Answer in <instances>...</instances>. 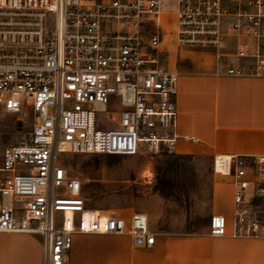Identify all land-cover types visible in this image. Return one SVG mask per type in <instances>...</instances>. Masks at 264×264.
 I'll use <instances>...</instances> for the list:
<instances>
[{
  "label": "built area",
  "instance_id": "built-area-1",
  "mask_svg": "<svg viewBox=\"0 0 264 264\" xmlns=\"http://www.w3.org/2000/svg\"><path fill=\"white\" fill-rule=\"evenodd\" d=\"M165 35L213 50L217 65L229 61L227 76L264 77V0H0V125L12 117L0 135V233L39 237L43 264H67L74 234L153 246L145 213L88 209L84 180L57 156H157L180 139L198 143L176 132L178 75L159 59ZM222 163L233 184L230 236L264 239V155ZM225 234V218L211 215L208 235Z\"/></svg>",
  "mask_w": 264,
  "mask_h": 264
},
{
  "label": "crops",
  "instance_id": "crops-1",
  "mask_svg": "<svg viewBox=\"0 0 264 264\" xmlns=\"http://www.w3.org/2000/svg\"><path fill=\"white\" fill-rule=\"evenodd\" d=\"M170 38L161 40L163 50ZM235 45V37L228 35L223 51L231 54ZM169 48L161 50L160 57L178 61L163 64L178 75L176 132L198 140L191 144L180 139L174 152L213 159L210 216L225 218L226 234L211 237L208 227L198 233H175L148 220L152 247H135L128 235L74 234L67 264H264V239L230 236L232 179L214 170L216 157L247 160L264 155V77L225 75L229 61L217 65L213 50ZM0 264H43L40 238L0 233Z\"/></svg>",
  "mask_w": 264,
  "mask_h": 264
},
{
  "label": "rangeland",
  "instance_id": "rangeland-1",
  "mask_svg": "<svg viewBox=\"0 0 264 264\" xmlns=\"http://www.w3.org/2000/svg\"><path fill=\"white\" fill-rule=\"evenodd\" d=\"M164 11L171 13L174 9ZM167 27L175 24L169 22ZM169 40L164 50L162 44L159 46V52L175 45L173 38ZM165 56H159L162 66L165 62H178L173 56ZM11 119L8 116L0 125L1 136ZM3 142L8 141L3 137ZM57 159L72 176L84 180L88 209L126 217L132 212H143L150 222L175 233H198L208 227L214 171L213 159L207 156L196 152L135 157L62 153Z\"/></svg>",
  "mask_w": 264,
  "mask_h": 264
},
{
  "label": "bare ground",
  "instance_id": "bare-ground-1",
  "mask_svg": "<svg viewBox=\"0 0 264 264\" xmlns=\"http://www.w3.org/2000/svg\"><path fill=\"white\" fill-rule=\"evenodd\" d=\"M116 154H119V155H116V156H125V155H122V153H119V152L116 153ZM225 160H229V158H216L215 164H214L215 171H221V172L225 173L226 166H225V163H222V161H225Z\"/></svg>",
  "mask_w": 264,
  "mask_h": 264
},
{
  "label": "water",
  "instance_id": "water-1",
  "mask_svg": "<svg viewBox=\"0 0 264 264\" xmlns=\"http://www.w3.org/2000/svg\"><path fill=\"white\" fill-rule=\"evenodd\" d=\"M17 127H19V124H17Z\"/></svg>",
  "mask_w": 264,
  "mask_h": 264
}]
</instances>
